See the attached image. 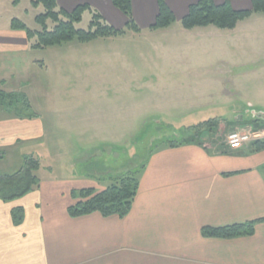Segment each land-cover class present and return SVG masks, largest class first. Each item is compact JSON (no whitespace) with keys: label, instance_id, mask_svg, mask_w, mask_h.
Masks as SVG:
<instances>
[{"label":"rangeland","instance_id":"obj_1","mask_svg":"<svg viewBox=\"0 0 264 264\" xmlns=\"http://www.w3.org/2000/svg\"><path fill=\"white\" fill-rule=\"evenodd\" d=\"M74 1L59 0V6ZM42 12L44 7L31 0L18 5L0 0V42L21 41L12 38V32L17 35L13 19L39 29L36 16ZM90 19L86 14L76 26L88 29ZM234 40L241 47L232 46ZM261 63L263 13L234 30L207 26L187 32L177 19L166 28L127 29L124 35L91 42L75 39L44 49L2 51L3 88L28 95L32 109L19 107L26 118L37 113L41 135L6 147L0 175L34 156L42 162V175L72 176L78 185L94 182L102 190L110 179L141 167L152 147L163 145L159 142L190 139L206 121L212 122L203 127L204 143H227L233 131H249L241 127L252 124L248 101L264 100ZM232 102L240 105L238 113ZM192 105L201 109L182 116L183 108ZM236 114H244L245 121H237ZM9 118L19 117L0 106V119Z\"/></svg>","mask_w":264,"mask_h":264},{"label":"crops","instance_id":"obj_2","mask_svg":"<svg viewBox=\"0 0 264 264\" xmlns=\"http://www.w3.org/2000/svg\"><path fill=\"white\" fill-rule=\"evenodd\" d=\"M198 1L165 0L180 20ZM229 1L238 10L252 8V0ZM74 2L62 7L72 10L88 3L112 25H126V17L111 0ZM132 4L141 30L150 28L158 14V0H132ZM196 28L184 29L190 32ZM13 31L17 35L12 32V38L21 41L0 42V52L29 50L25 31ZM234 43L232 46L241 47L236 40ZM262 101H248L247 113L252 120L257 118L253 111L264 109ZM239 107L237 102L234 108L231 106L233 113H238ZM199 109L201 106L192 105L183 108L181 115H195L192 113ZM33 118L0 119V150L39 139L41 122ZM241 127L259 132L261 138L239 149H231L222 140H211L203 145L190 143L154 150L124 218L99 212L71 217V192L91 186L98 190V186L89 181L78 185L72 176L65 178L62 174L42 175L41 168L36 189L16 200L0 199V264H264V148L257 149L254 144L264 142V125L246 123ZM17 207L25 212L20 225L12 217ZM250 221H257L252 235L209 237L202 231L205 227Z\"/></svg>","mask_w":264,"mask_h":264},{"label":"trees","instance_id":"obj_3","mask_svg":"<svg viewBox=\"0 0 264 264\" xmlns=\"http://www.w3.org/2000/svg\"><path fill=\"white\" fill-rule=\"evenodd\" d=\"M35 6L42 5L44 12L36 16V23L39 29H30L19 19H13L12 28L25 31L30 47L32 49H44L51 46L61 45L75 39L80 42H91L98 38L116 37L126 34L127 29L140 32L141 28L137 24L133 14L132 0H111L114 7L120 10L126 17V25L118 28L112 25L104 15L92 7L90 4H78L72 10L60 7L58 0H31ZM18 5L21 0H12ZM255 13L264 14V0H252V8L235 9L229 0L222 4H216L214 0H199L189 7L188 14L181 19V24L185 29L196 27L215 26L221 29H235L238 24ZM86 14L91 16L89 28L81 29L76 25L81 22ZM176 16L165 0H158V14L150 30L166 28L176 22ZM127 28V29H126ZM6 80L0 79V106L3 109L16 113L17 117L24 118L20 105L26 106L27 110L32 109L29 97L24 92L7 91L3 88ZM33 112L27 118L36 117ZM244 121V120H243ZM242 121V122H243ZM263 121V122H262ZM197 126V131L190 139L166 138L151 149V153L161 146L175 147L182 144L197 143L203 145L204 136L202 132L206 129L205 124ZM255 127L264 125V119L255 118L252 120ZM211 130V128H210ZM257 149L264 148V142L255 141ZM4 157V151H0V158ZM147 160L141 167L129 168L119 176L110 179L111 183L102 190L95 187L74 189L71 196L74 203L68 207V214L73 217H81L95 212L103 216L117 215L124 218L130 212L136 195L140 187V175L146 167ZM42 168V162L34 156L24 158L22 167L18 170L0 175V199L12 201L19 199L34 189L41 182L38 171ZM24 209L17 207L12 211L13 221L20 225L24 220ZM264 220V219H263ZM257 221L234 224L226 227H205L203 234L209 237H237L242 235H252Z\"/></svg>","mask_w":264,"mask_h":264},{"label":"built area","instance_id":"obj_4","mask_svg":"<svg viewBox=\"0 0 264 264\" xmlns=\"http://www.w3.org/2000/svg\"><path fill=\"white\" fill-rule=\"evenodd\" d=\"M261 138L259 132L249 131H238L233 132L228 136V145L231 149H239L244 146L245 143L258 140Z\"/></svg>","mask_w":264,"mask_h":264},{"label":"water","instance_id":"obj_5","mask_svg":"<svg viewBox=\"0 0 264 264\" xmlns=\"http://www.w3.org/2000/svg\"><path fill=\"white\" fill-rule=\"evenodd\" d=\"M254 115L257 116L258 118H262L264 119V113L261 112H257V111H253ZM242 121L243 120V116H239V118H237V121Z\"/></svg>","mask_w":264,"mask_h":264}]
</instances>
